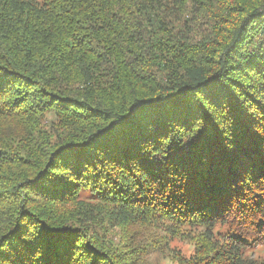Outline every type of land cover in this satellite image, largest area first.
Instances as JSON below:
<instances>
[{
  "label": "trees",
  "instance_id": "16d2710c",
  "mask_svg": "<svg viewBox=\"0 0 264 264\" xmlns=\"http://www.w3.org/2000/svg\"><path fill=\"white\" fill-rule=\"evenodd\" d=\"M260 244L264 0H0V264Z\"/></svg>",
  "mask_w": 264,
  "mask_h": 264
},
{
  "label": "rangeland",
  "instance_id": "374dc122",
  "mask_svg": "<svg viewBox=\"0 0 264 264\" xmlns=\"http://www.w3.org/2000/svg\"><path fill=\"white\" fill-rule=\"evenodd\" d=\"M169 246L176 251H181L182 254L185 256H189L192 253V245L186 241H179L177 239H171L169 241ZM251 252V255L253 257H264V244L260 245H254L252 248L249 249ZM148 262L150 264H166L168 263V258H166V255L163 256L159 252L155 250H151L148 253Z\"/></svg>",
  "mask_w": 264,
  "mask_h": 264
}]
</instances>
